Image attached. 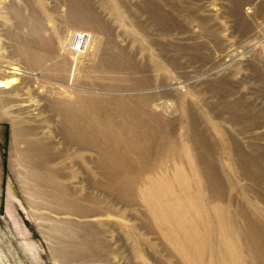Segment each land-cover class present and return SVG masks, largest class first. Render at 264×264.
I'll use <instances>...</instances> for the list:
<instances>
[{
	"label": "rangeland",
	"instance_id": "1",
	"mask_svg": "<svg viewBox=\"0 0 264 264\" xmlns=\"http://www.w3.org/2000/svg\"><path fill=\"white\" fill-rule=\"evenodd\" d=\"M79 33L91 36V48L75 62L70 53ZM33 50L34 57L26 55ZM12 77L8 89L0 88V264H182L145 228L140 202L128 207L98 197L99 204H83L96 213L82 217L56 214L37 194L18 158L26 148L22 130L47 145L50 167L70 177L63 182L75 195H88V182L102 180L94 170L100 157L66 140L69 125L54 111V95L83 98L96 110L75 114L80 126L120 99L141 105L147 98V110L177 129L178 145L200 150L195 142L204 141L194 128L208 140L232 214L239 206L264 217L262 180L235 162L238 152L257 156L252 150L264 147V0H0V81ZM157 103L171 113L156 110ZM180 157L162 154L170 173L189 170ZM89 230L105 248L67 259L76 242L62 232L85 241Z\"/></svg>",
	"mask_w": 264,
	"mask_h": 264
},
{
	"label": "bare ground",
	"instance_id": "2",
	"mask_svg": "<svg viewBox=\"0 0 264 264\" xmlns=\"http://www.w3.org/2000/svg\"><path fill=\"white\" fill-rule=\"evenodd\" d=\"M90 43V35H76L70 53L75 62H80V58L85 56ZM35 53L34 50L27 51L26 55L34 57ZM12 70L20 71L18 68ZM75 72V69L71 72L72 79ZM15 78L0 81V88L8 89ZM59 93L62 94L61 90ZM54 96L57 98L51 102L54 111L69 125L66 140L100 157L101 161L95 163L94 170L104 182L101 180L95 185L90 180L88 188L91 192L80 195L75 191L78 193L75 195V189L63 182L70 177L50 167L54 157L49 154L47 145L32 141L28 132L22 130L20 136L22 140L24 138L26 148L18 158L29 170L26 174L37 194L51 210L56 214L75 211L77 215L87 217L96 211H89L83 204H99L98 197H115L118 204L128 207L141 203L149 221L145 228L154 230L175 251L182 264H264V217L257 220L246 208L239 206L236 215L232 214L219 168L213 164V150L208 148V140L195 128L192 135L196 134L204 141L203 145L194 141L199 143L200 150L194 149L193 146L198 148L197 145L191 146L190 143L178 145L174 141L177 129L171 123L157 119V111L147 110V98L140 99L141 105L120 99V106L113 107L112 111L99 108L87 119V124L80 126L75 114L80 110L93 114L96 110L89 107L83 98L70 102L61 99V95ZM116 99H111V102ZM76 104L80 108L78 111ZM155 106L156 110L171 113L165 105L157 103ZM253 151L257 156L238 152L235 157L240 158V162H235L244 165L250 177L259 178L264 184V169H261L264 147ZM162 154L180 161V155L186 156L189 170L176 166L170 173L162 161ZM232 206H236L235 201H232ZM62 234L76 242L74 252L64 253L67 259L84 257L86 251L97 252L105 248L101 235L96 231L89 230L91 239L85 241L72 232Z\"/></svg>",
	"mask_w": 264,
	"mask_h": 264
}]
</instances>
